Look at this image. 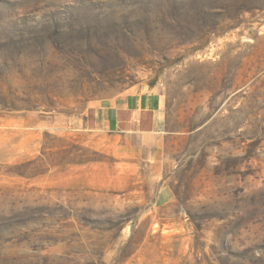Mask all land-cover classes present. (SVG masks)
Returning a JSON list of instances; mask_svg holds the SVG:
<instances>
[{"label":"rangeland","instance_id":"rangeland-1","mask_svg":"<svg viewBox=\"0 0 264 264\" xmlns=\"http://www.w3.org/2000/svg\"><path fill=\"white\" fill-rule=\"evenodd\" d=\"M154 86L142 160L94 111ZM0 264H264V0H0Z\"/></svg>","mask_w":264,"mask_h":264},{"label":"crops","instance_id":"crops-1","mask_svg":"<svg viewBox=\"0 0 264 264\" xmlns=\"http://www.w3.org/2000/svg\"><path fill=\"white\" fill-rule=\"evenodd\" d=\"M162 86L131 89L101 101L94 111V125L116 140L121 149L142 160H151L172 134Z\"/></svg>","mask_w":264,"mask_h":264}]
</instances>
